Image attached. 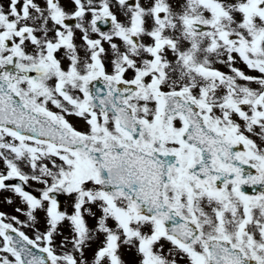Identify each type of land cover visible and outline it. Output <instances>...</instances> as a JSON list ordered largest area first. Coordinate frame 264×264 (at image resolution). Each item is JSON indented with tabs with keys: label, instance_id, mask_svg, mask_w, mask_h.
<instances>
[{
	"label": "snow or ice",
	"instance_id": "1",
	"mask_svg": "<svg viewBox=\"0 0 264 264\" xmlns=\"http://www.w3.org/2000/svg\"><path fill=\"white\" fill-rule=\"evenodd\" d=\"M0 264H264V0H0Z\"/></svg>",
	"mask_w": 264,
	"mask_h": 264
}]
</instances>
